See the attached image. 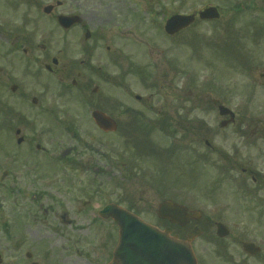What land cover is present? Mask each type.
I'll return each mask as SVG.
<instances>
[{
	"label": "rangeland",
	"instance_id": "obj_1",
	"mask_svg": "<svg viewBox=\"0 0 264 264\" xmlns=\"http://www.w3.org/2000/svg\"><path fill=\"white\" fill-rule=\"evenodd\" d=\"M125 1L119 26L102 32L107 37L88 63L75 31L57 28L52 16L1 11L0 2V31L8 34L0 32V49H7L6 40L19 30L39 46L35 55L58 57L65 70L56 75L40 70L26 79L32 91H25L20 110L30 124L21 132L25 140L20 144L6 122L10 115L15 118L10 109L17 110L13 102L21 91H0V264H89L85 255L91 259L108 242L112 249L117 228L113 221L97 218L96 211L123 195L122 183L126 191H133L134 182L124 180L117 166L119 137H101L90 122V112L99 101L117 121L121 114L115 105L123 102L170 122L167 135L159 124L149 128L162 152L157 148L161 154H151L146 148L152 147L149 136L144 137L146 149L136 154L135 172H145L156 184L165 182L168 195L183 197L190 209L202 213V221L211 218L229 229L221 240L212 222L205 225L196 240L205 246L200 247V259L264 264V0ZM133 4L137 9L131 12ZM241 4L243 10L232 8ZM208 5L219 8L220 19L196 18L173 36L164 32V21L171 14ZM107 16L97 13L93 23ZM80 36L83 41V33ZM46 59L50 63L51 58ZM82 85L87 91H77ZM95 85L96 92L89 90ZM62 87L69 91H38ZM136 96L149 102L152 111L136 102ZM220 104L235 113L234 122L225 127H220ZM168 115L173 118L166 120ZM72 128L88 140L92 151L73 155ZM196 133L205 141L199 145L203 151L199 164L192 151L197 145L189 142ZM111 139L113 146L108 143ZM69 158L79 163L77 170ZM144 218L164 224L154 214ZM242 241L260 246V254L245 253ZM77 248L85 254L79 256ZM101 257L105 259V250Z\"/></svg>",
	"mask_w": 264,
	"mask_h": 264
},
{
	"label": "flooded vegetation",
	"instance_id": "obj_2",
	"mask_svg": "<svg viewBox=\"0 0 264 264\" xmlns=\"http://www.w3.org/2000/svg\"><path fill=\"white\" fill-rule=\"evenodd\" d=\"M0 2L3 5V8H1V11L9 12L15 15H32V16H52L55 20V26L63 31H75V35L79 40V45H81V51L85 54V57L87 58V63L91 62V57L94 55V51L98 47V43L102 41L105 37H107V34L104 35L102 32H105L106 28H114L118 27L119 23L118 17H119V11L122 9V5L126 2L125 0H0ZM138 5V4H137ZM47 9V13L44 12V10ZM134 9L133 7L130 8V11L132 12ZM106 12L107 17L101 18L99 17L97 21L93 23L94 16L97 13ZM114 14V17L112 15ZM76 16L78 17L77 20L78 23H75L73 25H70L69 27H66L65 29L62 28L58 22H60L59 18L61 16ZM58 21V22H57ZM93 25L92 27H89V25ZM93 31H91L90 30ZM87 32V39H84L81 41L80 34H84ZM2 34L4 36H7L8 34L3 31ZM79 34V36H78ZM105 36V37H104ZM31 37L26 36V33L16 30V32L13 35L12 40H6V42L9 43V47L6 49H2L0 51V91H10L11 94H15L18 91H21L20 94L17 96L16 100L13 102V104L16 102V105H18L16 108L17 110H13V113L15 114V118L9 119L7 125L8 130H14V135L19 136L21 143L24 142L25 136L21 135L22 131H25L28 127V118L24 114V109L21 111L20 108L22 104L24 103V100L26 98V92L25 91H32L29 90L27 87V80L30 75L36 76L39 74L40 70H45L50 74L56 75L57 73H65L64 66L60 68V59L58 57L53 56H47V57H40L38 55L34 54V51L39 48V46L34 42ZM106 49H109V46L106 47ZM42 58V59H41ZM46 58H51L50 63H45L47 61ZM122 58H120L121 60ZM36 64H39V69L36 70L34 67ZM81 64H83V61H81ZM80 74L79 72L77 73ZM31 76V77H32ZM63 84V82H62ZM66 86L65 84H63ZM74 88L76 87V83L72 85ZM95 87H97L95 85ZM93 90V89H89ZM98 90V87H97ZM38 91H69L67 87L62 88H42L38 89ZM77 91H87V88H85L83 85L77 88ZM34 98V97H32ZM31 98V101H32ZM37 101V100H36ZM136 102L143 103L144 109H147L148 111H152V105L141 99H136ZM92 103V102H91ZM99 103L97 105V109H100L104 111L107 114H110L111 111H107L108 106L104 105L102 103ZM92 106V105H91ZM110 108H113L112 106H109ZM116 108H118V113H120V117L117 122V129L114 132H104L100 130L93 122V128L97 129L98 134L105 139H109L108 135H116L119 137V144H117V152H118V168L121 170V174H124V180H133V191H126L124 184L122 183L120 187L123 189V195L120 196L119 199H117L116 204L122 207L123 209L127 210L128 212L135 214L141 218L145 216V214H154L157 217V207L158 203L161 202L164 199H174L175 201L179 203H186L183 197H177L176 195H170L169 197L167 192V185L164 184L165 182H160L159 184H156L153 182L152 179H148L146 177L145 172L139 173L135 172V165H136V159L135 156L138 153V150H142L141 148H145V143H143V138L149 136V141L152 144V147H146L147 149L151 150L152 152H162L161 147H157V143L154 141V138H150L151 134H154L152 132V128H155L158 124V121L162 120V118H158L156 120V117L144 115L142 111L140 110H134L131 105H124L123 102H118L115 105ZM115 110V109H114ZM134 113V114H133ZM173 115H168L166 119H172ZM11 120V121H10ZM179 120H184L183 116H179ZM154 124V125H153ZM148 135V136H147ZM200 133H196V138L193 140V142L190 140V143H193V145H197L196 148L192 147V151L194 154L197 155V162L198 164L201 162V156L203 155V151L201 152V148L199 145L201 143H204L203 137L199 136ZM71 136L74 139V145L70 148V151L73 152V155H78L83 150H90L92 151V145L88 143V140L85 141V139L82 137V134H78L75 130H71ZM112 142L108 141L109 145L113 146V140ZM115 143V142H114ZM139 143H142L139 145L140 148H134ZM100 144L103 146H106L103 142L100 141ZM145 148V149H146ZM158 148V150H157ZM134 149V150H132ZM104 152H101L103 154ZM161 154V153H160ZM168 154V152H166ZM108 157V155H105ZM70 165L74 170H77V166L79 163L76 162L75 158L70 159ZM83 165V164H82ZM123 170V171H122ZM128 170L129 172H125ZM184 186H188V184H185ZM159 188H163L160 189ZM166 188V189H165ZM140 190V191H138ZM153 190V195H150V192ZM167 194V195H165ZM165 195V196H164ZM172 196H174L172 198ZM183 196V195H181ZM161 199L157 202V199ZM156 203V205H154ZM144 205V206H143ZM188 211L190 214H193V210H190L188 208ZM108 220H111L110 218H107ZM202 215H199L198 218L190 220L186 225L179 226L176 224H161V229L170 227L171 233L170 235H175L179 239H185L187 235L193 231V229L196 228V231L200 234L191 240V248L194 252V255L196 257V264H215L212 261L206 260V259H200V247H205L203 245L197 244V239L200 238L203 231L205 230V225L209 226L212 223H215V221H212L211 219H208L207 221H202ZM112 221V220H111ZM200 222H205L200 224ZM204 226V227H203ZM195 231V232H196ZM112 234L109 235V239L111 238ZM113 237V236H112ZM111 240V239H110ZM223 240V239H221ZM214 246V245H213ZM218 247H229L227 244H219ZM101 251L97 253V255H93L91 259H88V257L85 255L84 260L86 263L89 264H101L102 261L103 264H106L109 259L111 258V250H109V242L108 246L106 247H100ZM103 250V251H102ZM105 250V259L101 257V254H104ZM76 252L79 256H82L83 252H80V249H76ZM260 254V253H258Z\"/></svg>",
	"mask_w": 264,
	"mask_h": 264
},
{
	"label": "water",
	"instance_id": "obj_3",
	"mask_svg": "<svg viewBox=\"0 0 264 264\" xmlns=\"http://www.w3.org/2000/svg\"><path fill=\"white\" fill-rule=\"evenodd\" d=\"M201 19H213L219 16L216 7L208 6L197 12ZM196 13L173 14L166 21L164 30L168 34H174L187 27L194 21ZM73 17L60 19L64 27L70 26L74 21ZM220 114H230V121H233L234 114L223 106L219 107ZM97 124L104 129H112L114 121L99 111L93 113ZM224 122L222 124H226ZM111 206L105 207L102 215L110 211ZM119 225V242L113 253V260L109 264H194L192 251L185 242L168 237L166 232L158 230L138 217L115 210L111 213ZM158 215L161 218H168L171 222L185 224L188 217L185 208L167 201L160 204ZM217 234L225 236L227 229L220 223L217 224ZM188 247V248H186ZM243 249L250 254L259 251V248L252 243H244Z\"/></svg>",
	"mask_w": 264,
	"mask_h": 264
}]
</instances>
